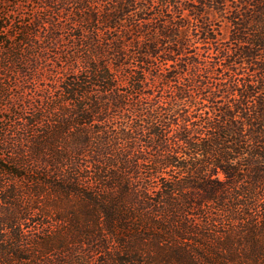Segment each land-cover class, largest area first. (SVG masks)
I'll return each mask as SVG.
<instances>
[{"label":"trees","instance_id":"trees-1","mask_svg":"<svg viewBox=\"0 0 264 264\" xmlns=\"http://www.w3.org/2000/svg\"><path fill=\"white\" fill-rule=\"evenodd\" d=\"M23 3L14 34L0 14V100L18 89L0 132V264H264V0ZM198 44L235 98L206 119L190 85L168 86L198 69ZM238 64L257 79L238 84Z\"/></svg>","mask_w":264,"mask_h":264},{"label":"rangeland","instance_id":"rangeland-1","mask_svg":"<svg viewBox=\"0 0 264 264\" xmlns=\"http://www.w3.org/2000/svg\"><path fill=\"white\" fill-rule=\"evenodd\" d=\"M1 1V0H0ZM6 1V6L4 5L2 9H0V14L5 18L7 21V24H9L12 28V33H16V29L22 28L26 22L31 18V12L30 7H28L27 3H23L24 0H19L21 2V5L16 6L13 3L17 2L18 0H3V2ZM28 2V1H27ZM4 8V9H3ZM209 18L217 23V20L215 19L214 15L209 14ZM193 24L189 25L188 29L184 31V34L187 35L189 32L192 31ZM219 40L221 41H227V28L222 25L221 26V32L219 34ZM227 45V46H226ZM196 49H192L195 53L194 56L190 55L189 62L198 60V69L195 70V68L191 67L189 65L186 69L181 71V75H178V78H176L170 85H168L171 89V91L176 87H181L185 85H190V88L192 89L191 95L193 98L196 99L197 102L200 103L198 106L200 111L197 112L195 116H200L201 119H206L209 116L211 117V108L216 109L217 105L222 106V104H227L229 102H232L235 100L233 96L227 95L225 93L226 88L230 85V72H227L226 68H223V58L216 54L215 52H212V50H205L201 45H195ZM233 47V44H221L220 47ZM1 55V54H0ZM193 56V57H192ZM197 56V57H196ZM193 63V62H192ZM179 63V59L178 62ZM176 66L178 67V65ZM194 71H196V74L193 75ZM258 77V74H255V72H251L246 65L238 64L236 65V76L235 78L239 81L238 84L241 83V80H256ZM149 80L148 82L152 83L151 86H153V92L156 96H167L169 88L163 87V91H161V80H156L153 76H148ZM195 81V83H194ZM203 86L205 87V91H202L199 93L197 91V86ZM240 86V85H239ZM10 87V89H8ZM222 89L223 91H220ZM260 94V98H264V89H262ZM5 96H7L6 100L2 101L0 100V132L8 128L15 120V116L13 115V109L10 108L11 100L15 92L18 91L17 86H13L11 84H8V86H5L4 88ZM170 91V92H171ZM210 98L211 103L207 101H202L199 98ZM165 98V97H163ZM213 103V104H212ZM9 104V106H8ZM214 107V108H213ZM198 123V120L193 119L191 122H193V126L191 128H197L196 125L201 124ZM12 131V129H10ZM172 134V131L170 132ZM1 138H0V148H1ZM1 151V150H0ZM2 156H8L7 152H0ZM218 178L220 180L223 179L222 173L218 174Z\"/></svg>","mask_w":264,"mask_h":264}]
</instances>
